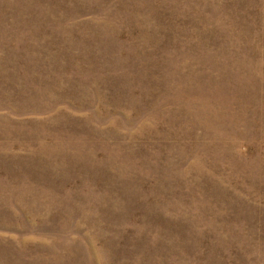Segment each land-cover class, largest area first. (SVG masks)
Listing matches in <instances>:
<instances>
[{"label": "rangeland", "instance_id": "374dc122", "mask_svg": "<svg viewBox=\"0 0 264 264\" xmlns=\"http://www.w3.org/2000/svg\"><path fill=\"white\" fill-rule=\"evenodd\" d=\"M0 264H264V0H0Z\"/></svg>", "mask_w": 264, "mask_h": 264}]
</instances>
